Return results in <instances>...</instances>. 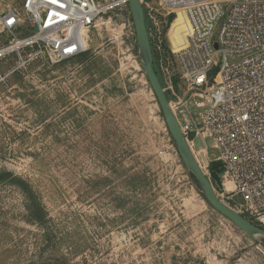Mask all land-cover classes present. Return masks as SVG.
I'll return each instance as SVG.
<instances>
[{
    "label": "rangeland",
    "instance_id": "374dc122",
    "mask_svg": "<svg viewBox=\"0 0 264 264\" xmlns=\"http://www.w3.org/2000/svg\"><path fill=\"white\" fill-rule=\"evenodd\" d=\"M123 20L110 12L90 31L89 70L20 66L30 50L0 59V264H264L261 239L210 208L182 165ZM163 51L174 70L166 41Z\"/></svg>",
    "mask_w": 264,
    "mask_h": 264
},
{
    "label": "built area",
    "instance_id": "2783aa9c",
    "mask_svg": "<svg viewBox=\"0 0 264 264\" xmlns=\"http://www.w3.org/2000/svg\"><path fill=\"white\" fill-rule=\"evenodd\" d=\"M139 3L160 84L197 165L209 179V164L218 162L223 173L216 197L234 203L238 198L231 209L264 230V0ZM110 12L126 14L128 21L118 26L121 34L133 33L128 0H24L20 9H0V35L9 39L0 59L25 50L30 53L22 67L34 59L50 64L76 59L88 51L90 31ZM177 21L187 31L181 47L174 48ZM165 41L171 71L165 66ZM191 108L201 111L197 117ZM195 138L203 149H195ZM207 138L219 152L214 161L207 158ZM225 182L233 188L227 190Z\"/></svg>",
    "mask_w": 264,
    "mask_h": 264
},
{
    "label": "water",
    "instance_id": "95a60500",
    "mask_svg": "<svg viewBox=\"0 0 264 264\" xmlns=\"http://www.w3.org/2000/svg\"><path fill=\"white\" fill-rule=\"evenodd\" d=\"M128 9L135 34L138 59L143 75L157 103L167 133L172 140L182 165L201 188L206 203L218 214L232 223L240 232L251 239H264V230L245 219L222 203L215 195L213 186L197 165L175 116L169 108L166 95L153 68V56L146 31L143 9L139 0H128ZM216 48V45H214Z\"/></svg>",
    "mask_w": 264,
    "mask_h": 264
},
{
    "label": "trees",
    "instance_id": "16d2710c",
    "mask_svg": "<svg viewBox=\"0 0 264 264\" xmlns=\"http://www.w3.org/2000/svg\"><path fill=\"white\" fill-rule=\"evenodd\" d=\"M152 56H153V60H154V55L152 54ZM76 60H79V61H81V62H85V63H88V65H87V70H89V68L91 67V66H93L94 65V61H95V58H94V56H92V54H90L89 52L88 53H85V54H82V55H80L79 57H77L76 58ZM153 68H154V71H155V73H156V75L158 76V79H159V81H160V76H159V74H158V72H157V69H156V67H155V65H154V62H153ZM171 143H172V145H173V147H174V144H173V142H172V140H171ZM209 179H210V181L213 183V182H215V181H218L219 179H220V176L222 175V173H223V169H222V167H221V165L218 163V162H211L210 164H209ZM189 176H190V178H191V180H192V182H193V184L196 186V188L198 189V191L200 192V194H201V196H202V199L205 201V198H204V196H203V194H202V192H201V188H200V186H199V184L196 182V180L194 179V177L189 173ZM211 183V184H212ZM206 202V201H205ZM207 204V203H206ZM208 205V204H207ZM209 206V205H208ZM210 207V206H209ZM211 208V207H210ZM33 216H37V212H35V214L33 215ZM34 218V217H33ZM261 241L263 242V245H264V239H261Z\"/></svg>",
    "mask_w": 264,
    "mask_h": 264
},
{
    "label": "bare ground",
    "instance_id": "6f19581e",
    "mask_svg": "<svg viewBox=\"0 0 264 264\" xmlns=\"http://www.w3.org/2000/svg\"><path fill=\"white\" fill-rule=\"evenodd\" d=\"M181 22H175L173 24V30H175V33H174V36L172 37L173 40H172V47L174 48H179L181 47L182 45V42L184 41V37L186 36V31H187V26L186 25H180ZM179 46V47H178ZM199 155L202 159V161L205 163L206 162V155H205V152L204 151H200L199 152ZM225 187L227 190H231L233 187L231 185V183L229 182H225Z\"/></svg>",
    "mask_w": 264,
    "mask_h": 264
}]
</instances>
